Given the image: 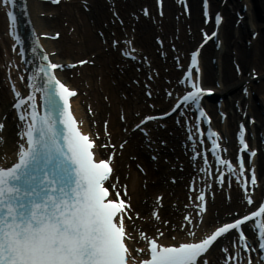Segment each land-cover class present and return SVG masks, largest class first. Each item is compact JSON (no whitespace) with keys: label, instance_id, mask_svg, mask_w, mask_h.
Here are the masks:
<instances>
[{"label":"snow or ice","instance_id":"1","mask_svg":"<svg viewBox=\"0 0 264 264\" xmlns=\"http://www.w3.org/2000/svg\"><path fill=\"white\" fill-rule=\"evenodd\" d=\"M52 2L58 3L59 0ZM158 3H162V0H158ZM184 3L187 9L186 0ZM203 3L207 18L208 0H203ZM142 11L148 15L147 7ZM8 16L10 20H15L11 12ZM221 20L222 17L217 13L216 24L219 25ZM211 35L216 36L217 33L214 31ZM204 36L206 41L209 35L204 33ZM157 40L163 43L159 37ZM120 43L119 40H113L114 46ZM123 43L128 46L122 49L123 54L137 59L132 40L125 38ZM199 50L198 47L191 52L190 64L184 73L187 79L180 81L189 84L191 91L179 97L168 111L143 115L139 123L133 126L134 129L147 135V128L142 126L149 121L171 115L180 107V101H192L199 106L200 97L213 91L202 86ZM41 59L47 61V64L40 65L36 74H42V87H38L35 77H29V87L33 90L27 95H22L15 85L12 86L16 97L13 107L23 123L18 132L20 139L17 141L15 160L8 163L6 154L0 158V264H209L208 253L214 243L232 230L238 233L234 244L242 245L245 254L256 250L242 227L250 221L258 240L257 246L264 255V201L243 215L238 211L229 213L232 219L221 223L203 237H196L199 224L195 220L202 223L207 211L204 190H198L195 196V201H198L193 204L196 217L191 213L185 214L183 222L178 225L168 220L161 221L158 210H153L152 216L169 232L171 242L163 239L165 231L160 228H156L151 235L139 229L130 231L126 221L134 222L133 216L140 217V213L133 209L127 188L123 185L118 187L111 180L116 146L110 143L97 145L92 135L78 126L82 122L77 121L70 103L75 90L61 82L53 71L65 65L53 63L46 54ZM87 62L80 60L76 63ZM37 91L41 93L43 111L39 110L37 104ZM146 95L151 97V90ZM167 95L171 96L172 93L168 92ZM199 111L201 116H207L202 107ZM135 115L140 116V113ZM121 119L126 117L122 114ZM107 124L105 121V135L110 141ZM4 128V120L0 119V132ZM99 135L96 133L97 137ZM209 135L219 136V133L209 130ZM238 137L241 154L237 157L236 165L220 157L222 146L216 140L212 141L211 150L217 164L224 165L230 176H235L241 184L247 205H253L255 202L249 185H257L255 165L251 161L256 150L249 148L243 124L240 125ZM3 141L4 137L0 135V143ZM123 146L122 143L120 147ZM108 147L113 151L106 158L97 156V148ZM245 152L250 158L247 168L250 179L244 175ZM197 155L199 153L193 149V160ZM204 163L208 165L206 155ZM200 171L210 174V166ZM224 179V173L219 172L217 182L221 186ZM190 188L195 190V184L190 185ZM156 200L162 202L161 196H157ZM178 231L184 232V238L178 239L172 234ZM222 250L226 253L223 264L235 261L240 255L239 251L235 256L230 254L227 247ZM243 264H254V261L248 255Z\"/></svg>","mask_w":264,"mask_h":264},{"label":"bare ground","instance_id":"2","mask_svg":"<svg viewBox=\"0 0 264 264\" xmlns=\"http://www.w3.org/2000/svg\"><path fill=\"white\" fill-rule=\"evenodd\" d=\"M188 11H184L182 5L178 6L173 0H163L162 8L163 15L158 17L159 13L156 0H114L115 9L118 11V15L121 20L124 21L123 26H113L110 20L112 11L110 6L105 0H88V5L83 4L80 0H62L59 5L53 6L44 0H26L28 5L29 15H31L32 24L35 26L37 32L47 33L50 30L60 27V25L66 24L67 26H61V31L64 36L59 38L57 41L48 40L45 42L50 50L57 49L58 54L54 56V60L69 61L73 56L78 53H86L85 55L94 56L95 67L84 66L82 68L85 74L84 78L90 80L91 89L95 98L97 99L96 108L99 109V118L105 117L107 112H110V124L109 127L114 133V137H128L129 143L124 149V154L131 151V146L134 142L139 141L138 132H131L130 135H124L119 133L121 122H119L116 114L119 111V105L124 108L126 117L129 122L131 120H139L136 116L132 115L133 111L141 110L142 113L151 111L147 108L146 102L152 101L155 104H162L166 106L164 101V95L162 90L166 87L170 89L175 83L176 77L181 76V71L177 67V63L172 61L175 55H186L187 51L194 46L197 42H201L202 37L200 30L205 29L203 25L202 6L200 3L202 0H187ZM211 6V13L215 11H222L225 14L222 26L218 31V39L221 42V47L217 49L216 44L209 42L204 46L201 52V72H202V84L204 87L209 86L215 90L216 98L221 99V111L228 112L225 123L218 122L219 112H216V103L212 100L216 98L210 97L207 100L206 105L208 109L214 113L215 121L221 127V131L228 138V146L234 143V129L238 122L246 121L249 122V118L255 120L254 123H250L248 129L250 130V136L252 142L256 146L261 145V138L264 139V0H208ZM147 6L149 18H143L138 12L142 10L141 6ZM243 5H247V10H241ZM139 7V9H138ZM1 9V8H0ZM87 9V10H86ZM3 12V11H0ZM48 12L54 13V15L48 14ZM239 13V16L238 14ZM187 14V16L185 15ZM189 14V15H188ZM136 17V18H135ZM152 17L156 20L152 22ZM105 19L109 20L110 27L104 28L103 24ZM138 19V22H137ZM117 21V20H115ZM213 19L210 24H207L208 28H213ZM209 25V26H208ZM5 17L0 13V78H1V64L4 62L5 50L2 52V48L6 49L9 39L3 35V30L6 28ZM72 31L69 32L68 29ZM100 29L104 34V39L108 38L111 32L117 34L120 39L127 34L130 39H135L134 45L141 49L142 53L147 54L152 62V67L157 68L158 74L155 78V82L149 84L152 86L151 92L154 96L153 99L145 96L146 88L141 85L137 87L133 85V78L140 79L143 75L138 72H134L133 68L125 70L122 74L120 66L116 68V63L121 66L124 65V58L121 57L119 52H115L111 48V41L113 37L109 39L107 45H103V38L98 33L95 34L96 29ZM257 32L258 35L253 38V33ZM159 36L165 41L164 49L167 51L166 61L163 62L160 57H157L156 49L159 48L155 44V36ZM170 45L178 47V53L170 51ZM108 46L107 50L104 48ZM76 52V54H74ZM89 52V54H88ZM77 54V55H78ZM7 56V55H6ZM85 57V56H84ZM182 57V56H180ZM86 58V57H85ZM184 58V57H183ZM122 60L121 62H119ZM214 60V62H213ZM128 61V60H125ZM184 59H180V65L186 67ZM140 66L139 64H137ZM238 66V67H237ZM236 68L239 69L241 75L236 72ZM250 72V73H249ZM257 77L253 80V75ZM100 75V80L97 76ZM1 83V80H0ZM130 83V84H129ZM142 84V83H141ZM247 87L249 94L248 97L244 96L243 88ZM99 88H102L101 93ZM174 92L177 89L173 88ZM121 92L135 95L136 99L129 96V100L125 101L119 97ZM8 92L2 85L0 88V104L2 105V114L6 106V98ZM106 95L111 101L110 109L106 107V103L102 100L103 96ZM155 99V100H154ZM171 100V99H170ZM168 103V102H167ZM76 105L78 103L76 101ZM245 117H244V116ZM10 116L6 120L7 128L5 151L9 154L14 151V140L8 132V128L11 125ZM183 133H186V129ZM180 132V128L176 130V133ZM187 134V133H186ZM157 135H162L165 139V131H160ZM185 135V134H184ZM187 136V135H186ZM169 140V138H167ZM172 145L176 142V138L173 135ZM174 142V143H172ZM170 144V143H169ZM262 146V145H261ZM264 148V147H263ZM154 149V148H153ZM2 147L0 146V151ZM177 150L175 149V152ZM155 152V151H154ZM139 155V161L145 165L147 173L150 175L155 172L151 171V164H149L146 156L142 151H135ZM174 153V152H173ZM172 157L179 156L180 153L172 154ZM124 156V155H123ZM126 159V158H125ZM257 168L256 172L258 178H260V186L257 193L263 189L264 186V154L262 150L259 151L256 160L253 162ZM189 169L183 171V175L187 178L189 175ZM125 172L123 170L122 174ZM132 172V171H131ZM130 172V177L126 178L123 175L124 181L129 185L130 192L136 194L134 197H138L140 200L144 197L145 192L141 189L142 176L136 171ZM175 173V172H174ZM177 174V173H175ZM182 175V174H178ZM187 181V180H186ZM159 183V184H158ZM156 183L155 186L148 184L149 189H159L165 191V186L160 182ZM171 186V185H170ZM183 184L172 185L169 187V191L172 188L177 193L176 195L182 196ZM147 193V192H146ZM222 194V193H221ZM255 195V194H254ZM256 197V196H255ZM138 198H135L134 202H137V207L144 210L148 209V204H139ZM215 208L225 209V211H232L233 209L242 208V193L236 189L232 190L231 202L228 204L226 200L221 199V195L216 197ZM170 202L166 203L168 206ZM210 204V208H211ZM139 209V210H140ZM170 208L166 207L163 212L169 218L174 220L173 216H170ZM220 210V212H221ZM175 212V211H174ZM175 212L174 215H177ZM222 215V213H220ZM211 211L205 216L203 226L207 225V221L212 218ZM214 220V219H213ZM212 221V220H211ZM207 227V226H205ZM200 229V228H199ZM197 231L200 233L201 230ZM215 254L218 255L217 250L209 254L211 258L210 264H217Z\"/></svg>","mask_w":264,"mask_h":264},{"label":"rangeland","instance_id":"3","mask_svg":"<svg viewBox=\"0 0 264 264\" xmlns=\"http://www.w3.org/2000/svg\"><path fill=\"white\" fill-rule=\"evenodd\" d=\"M64 26H65V24H64ZM74 59H77V58H74Z\"/></svg>","mask_w":264,"mask_h":264}]
</instances>
